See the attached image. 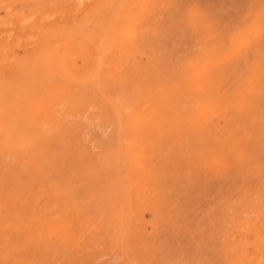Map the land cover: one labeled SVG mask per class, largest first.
Here are the masks:
<instances>
[{
	"label": "rangeland",
	"instance_id": "obj_1",
	"mask_svg": "<svg viewBox=\"0 0 264 264\" xmlns=\"http://www.w3.org/2000/svg\"><path fill=\"white\" fill-rule=\"evenodd\" d=\"M144 2L0 0V264H264V0Z\"/></svg>",
	"mask_w": 264,
	"mask_h": 264
},
{
	"label": "bare ground",
	"instance_id": "obj_2",
	"mask_svg": "<svg viewBox=\"0 0 264 264\" xmlns=\"http://www.w3.org/2000/svg\"><path fill=\"white\" fill-rule=\"evenodd\" d=\"M145 0H139V3H140V5H141V3L142 2H144ZM145 3V2H144ZM120 7H122V6H120ZM119 8V7H118ZM117 8V10H118V12H117V17L118 18H122V23H120L121 25H117L118 23L115 21V22H112L110 25L111 26H109L110 28H112V29H109V34H112V31L113 30H115V29H118V31H119V35L121 36V39H128L129 40V36H131V25H132V23L134 22V20H135V18H136V14H132L131 13V11H127V12H125V14H123V16L121 15V16H119V14H121L120 13V11H121V9L119 8L118 9ZM77 13V12H76ZM139 15V14H138ZM242 15V14H241ZM134 30V29H133ZM154 40V39H153ZM110 43H111V41H109V42H107V43H105V44H103L102 43V45L100 44V45H97V44H94L93 45V47H92V45H85V47L84 46H82V47H80V50H82L83 51V53H82V58L86 61V63H91V69L92 70H94V73L95 72H97L96 71V69L98 68V66H99V64L101 63L100 61L102 60V56L99 54L100 52L101 53H108V52H110V51H108L109 50V46H110ZM114 46V50L112 51L111 50V53H112V55H114V57H116V56H119V51H122V50H124L125 49V43L124 44H121V43H117V44H115V45H113ZM95 48V51H96V53L94 52V49ZM74 56L75 55H70V57L72 58V59H74ZM94 60V61H93ZM73 61V60H72ZM100 62V63H99ZM109 64H111V66H112V69L115 71V72H121V70H120V67L117 65V62H115V60L113 61V60H110L109 61ZM110 68V67H109ZM104 69H105V67H104ZM87 70V69H86ZM67 72H69L68 70H66ZM104 72H105V70H103ZM20 74V73H19ZM31 76V75H30ZM29 76V77H30ZM102 76V75H101ZM16 77V76H15ZM36 77V76H35ZM93 77V76H92ZM4 78V77H3ZM17 79V78H16ZM19 81V80H18ZM14 82V81H13ZM55 84V83H54ZM53 84V85H54ZM64 84V83H63ZM17 85H15V87H16ZM21 86V85H20ZM54 86H56V85H54ZM23 87V86H22ZM61 87V86H60ZM68 88V87H67ZM63 89V88H62ZM50 90H52V89H50ZM57 90H59V89H56V90H54L53 89V91H56L57 92ZM61 90V89H60ZM66 92V91H65ZM51 93V92H50ZM10 94V93H9ZM53 93H51V95H52ZM63 94V93H62ZM70 94V93H69ZM49 95V94H48ZM55 96V95H54ZM53 97V96H52ZM57 98V97H56ZM50 99V98H49ZM64 99V98H63ZM60 101V100H59ZM69 101V100H68ZM33 102V101H32ZM80 102V101H79ZM91 102V101H90ZM52 103H54V102H52ZM84 104V103H83ZM38 105V104H37ZM61 105V104H60ZM99 105V104H98ZM97 106V105H96ZM208 105H206L205 107H207ZM57 107V106H56ZM44 108V107H43ZM54 108V107H53ZM48 111V110H47ZM49 113V112H48ZM50 114V113H49ZM61 114V113H60ZM62 116V115H61ZM57 117V116H56ZM63 117V116H62ZM9 118V117H8ZM125 118H126V126H127V128H128V133H127V144H126V146H125V148H126V153L129 155V157H130V164H131V172L129 173L130 174V178L132 179L137 173H141V172H143L144 173V165H143V162H144V155H145V146H144V144L141 142V140H137V137H139V135H144V134H147L148 133V130H149V126H151V125H153L154 124V122H155V118L153 117V115L152 114H148V112H140V111H137V112H134L133 114H130V115H126L125 116ZM68 120H70V119H68ZM75 120V119H74ZM95 120V119H94ZM66 121V120H65ZM93 121V120H92ZM196 121V120H195ZM95 122V121H94ZM88 123V122H87ZM28 124H29V122H28ZM85 124V123H84ZM40 125V124H39ZM88 126V125H87ZM46 127V126H45ZM43 129V128H42ZM163 132H164V130H163ZM51 133V132H50ZM86 135V134H85ZM83 138V137H82ZM85 140V139H84ZM76 144V143H75ZM64 148V147H63ZM10 151V150H9ZM3 154V153H2ZM80 155V154H79ZM107 155V154H106ZM1 156V155H0ZM48 156V155H47ZM98 156V155H97ZM148 156V155H147ZM75 158V157H74ZM82 159V158H81ZM97 159V158H96ZM8 160V159H7ZM40 160V159H39ZM64 160V159H63ZM129 164V163H128ZM215 166V165H214ZM52 167V166H51ZM64 168V167H63ZM96 172V171H95ZM80 173V172H79ZM92 174V173H91ZM95 174V173H94ZM18 176V175H17ZM60 176V175H59ZM15 179V178H14ZM17 179V178H16ZM36 180V179H35ZM147 181V180H146ZM137 181L136 180H133V182H132V180H131V184L133 185V187L134 188H136V184H138V183H136ZM72 183V182H71ZM186 183V182H185ZM39 184V183H38ZM140 184H142V183H140ZM144 186V185H143ZM31 188V187H30ZM139 187H137V189H138ZM141 189V188H140ZM143 189V188H142ZM14 190V189H13ZM134 191H136V190H134ZM26 192V191H25ZM136 192H138V191H136ZM140 194H141V192H140ZM16 195V194H15ZM133 195H134V193H133ZM136 195H137V193H136ZM135 195V196H136ZM135 196H134V198H135ZM104 198H105V196H103ZM137 197V196H136ZM50 198V197H49ZM139 198V197H138ZM138 198H136V199H138ZM140 199H142V198H140ZM53 201H55V200H53ZM59 201V200H58ZM137 201L138 200H136V202L135 203H137ZM142 201V200H141ZM144 201V200H143ZM139 202V201H138ZM144 203V202H143ZM26 204V203H25ZM140 204V203H139ZM248 205V204H247ZM24 207V206H23ZM63 211V210H62ZM31 212V211H30ZM64 212H62V214H63ZM61 214V213H60ZM61 216V215H60ZM59 216V217H60ZM58 217V218H59ZM62 218V217H61ZM59 219V220H61V223L63 222L62 220L64 219ZM66 218V217H65ZM45 220V219H44ZM52 220V219H51ZM57 220V219H56ZM53 221V220H52ZM65 221H68V220H65ZM42 222V221H41ZM46 222V221H45ZM49 222H50V220H49ZM49 222H47L48 224H49ZM54 222V221H53ZM57 222V221H56ZM262 222V221H261ZM47 223H45V224H47ZM58 223V222H57ZM57 223L55 224L56 226H57ZM71 223V222H70ZM69 223V224H70ZM42 224H44V221H43V223ZM52 224H54V223H52ZM52 224H51V226H52ZM59 224V223H58ZM62 225V224H61ZM63 225H64V223H63ZM66 225V224H65ZM64 225V226H65ZM45 226V225H44ZM48 226V225H47ZM50 226V225H49ZM54 226V225H53ZM55 226V228L57 229V227ZM62 227V228H65V227ZM60 227V226H59ZM58 227V228H59ZM67 227V226H66ZM52 228V227H51ZM50 228V229H51ZM61 228V227H60ZM59 228V229H60ZM48 229H49V227H48ZM54 229V228H53ZM68 229H71V228H68ZM67 229V230H68ZM47 230V229H46ZM58 230V229H57ZM48 231V230H47ZM55 231V230H54ZM70 231V230H69ZM261 231V230H260ZM263 231V230H262ZM53 232V231H52ZM67 232V231H66ZM43 233V232H42ZM56 233V232H55ZM59 233H61V234H63L64 233V230H63V232H59ZM58 233V234H59ZM67 233H69V232H67ZM261 233V232H260ZM57 234V233H56ZM55 234V235H56ZM58 234H57V236H58ZM65 235V234H64ZM70 235V234H69ZM260 235H262V234H260ZM61 236H63V235H61ZM59 237V238H62V237ZM66 236V235H65ZM65 236H64V238H65ZM67 237H69L68 235H67ZM70 238V237H69ZM262 238H264V237H262ZM262 243H264V242H262ZM70 252V251H69ZM56 258V257H55Z\"/></svg>",
	"mask_w": 264,
	"mask_h": 264
}]
</instances>
